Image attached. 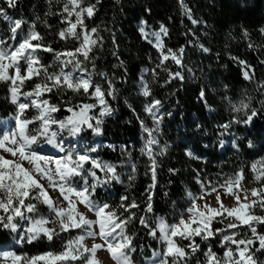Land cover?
Masks as SVG:
<instances>
[{
  "label": "snow or ice",
  "instance_id": "1",
  "mask_svg": "<svg viewBox=\"0 0 264 264\" xmlns=\"http://www.w3.org/2000/svg\"><path fill=\"white\" fill-rule=\"evenodd\" d=\"M46 2L44 15L58 16L66 24L50 33L63 42L59 48L38 31L39 16L32 23L14 19L8 10L19 0H0V18L7 22L0 35V110L6 113L0 115V232L14 234L13 247L47 242L53 250L28 256L0 248V264H137L141 256L140 264H264V24L254 29L262 42L253 40L246 25L239 26L255 63L228 55L242 87L233 91L220 81L211 90L219 92L218 105L207 86L191 89L209 124H215L219 154L206 153L207 145L194 149L183 143L186 160L179 168L167 167V184L162 185V158L176 147L162 142L165 118L175 119L171 100H165L178 95L175 86L188 91V82L198 79L189 66L187 45L201 55L211 54L212 48L200 37L171 47L172 32L165 23L149 31L151 26L141 18L137 30L155 51V60L150 55L133 82L136 95H125L129 69L117 39L111 40L110 54L118 61L111 69L124 71L110 75L101 66L107 61L99 25L89 27L102 0H55L58 12L51 11L53 0ZM227 2L221 0V7ZM176 4L191 25L206 24L186 0ZM114 6L122 8V0H114ZM144 11L152 9L146 5ZM41 23L51 28L47 21ZM225 35L236 39L231 31ZM224 47L227 51L230 43ZM165 87L170 89L166 94ZM114 103L130 113L123 123L138 124L140 147L122 142L120 155L106 160L101 151L117 149L103 143L107 123L118 111ZM193 128V136L208 135L200 116L186 123L188 131ZM141 160L149 183L139 198H132L128 188ZM212 160L220 162L215 174L208 171ZM184 173L176 187V178ZM125 175L127 187L114 194L116 185L125 184ZM158 198L164 200V215L157 211ZM140 233L153 242L150 252L137 243Z\"/></svg>",
  "mask_w": 264,
  "mask_h": 264
},
{
  "label": "trees",
  "instance_id": "2",
  "mask_svg": "<svg viewBox=\"0 0 264 264\" xmlns=\"http://www.w3.org/2000/svg\"><path fill=\"white\" fill-rule=\"evenodd\" d=\"M94 2V0H93ZM186 2L194 9L198 18L206 21V24L199 26H193L187 20L186 16L180 14V10L177 7L176 0H122L123 7L114 6V0H102V4L98 6L97 14L94 20L89 21V27L99 25L100 33L105 39L104 48V60L107 64L102 62L101 66L104 70L108 71L109 74H119L124 71L123 68L111 69L112 63H117L116 59L111 56L110 52L112 49L111 40L113 36L119 43L120 58L126 63L128 72V83L124 87L128 90L124 94L128 95L131 93L132 96L136 95L135 89L133 88V82L140 75L142 67L149 63L148 57L151 55L153 61L155 60V51L151 45L140 36L138 32V21L143 18L147 21V24L151 26L148 30L151 31L158 26L159 23H165L171 30L172 36L168 39V44L171 47H176L180 44H184L186 40L200 37L201 41L212 48L211 54L201 55L199 52L192 50V45H187L189 49L187 55L189 57V66L195 69V76L198 79L193 82L189 81L186 85L188 91H185L184 87L175 86L178 95L173 94L169 96L168 100H171L170 109L175 113V119L172 117L165 118L164 132L165 135L162 137L163 140H168L170 144L176 145V147L170 150L168 156L163 159V169L161 175V184L166 185L168 180L167 167L169 165L175 167H181L184 164L186 158L183 155L182 144L188 143L190 147L194 149H203L207 145L206 153L216 152L219 154L220 148L216 135H213L215 124L207 121V112L202 106V102L197 100L196 93L191 91L195 88L199 89L201 84L207 86L210 93V99H213L215 103L219 104V92H212L211 90L216 87L220 81L229 84L233 91H237L242 84V77L238 76L237 66L234 63H230L228 60L229 53L232 55H240L242 58L248 59L250 62L255 63V54L248 53L245 49L244 42L239 35V26L241 24L246 25L250 31L253 32V40L262 42L258 34L254 31L255 28L264 24V0H228L227 6L221 7V0H186ZM150 6L152 11H144L145 6ZM48 11L46 0H19V3L15 9H9V15L14 19L23 18L26 22L32 23L35 17L39 16L40 20L36 21L38 31L44 36L45 42L52 41L56 47H60L63 42L54 39V33L61 27H65L66 24L61 23V18L58 16L48 15L44 13ZM51 11L58 12L59 8L53 0ZM73 19V18H69ZM41 21H47L51 28H48ZM208 25H211L209 28ZM7 22L0 18V35H4ZM194 33L193 30L197 29ZM27 31V28H25ZM232 32L235 36V40L229 41L226 38V33ZM207 32V36L204 33ZM5 39L7 37L5 36ZM167 39V38H166ZM225 43H230V47L225 51ZM71 47V42H69ZM219 53V57H217ZM207 56V58H205ZM227 64V69L220 65ZM201 69L203 71H201ZM148 75V74H145ZM163 75V73L161 74ZM210 75L213 79H209ZM150 78V76H149ZM170 91L167 87L164 88L163 92L166 94ZM159 94V90H158ZM4 99V93L0 92V100ZM179 104L177 106V102ZM118 109L116 114L107 123L106 135L103 143H113L117 145V149L113 152L111 149H105L101 151V156L106 160H115L120 155L119 144L127 142L131 148L135 144V148L140 147V136L138 124L134 121L132 124L123 123L129 118L130 113L127 108L120 104H113ZM140 103L137 101V109L139 110ZM179 109V110H178ZM0 115H6L0 110ZM141 115H144L141 113ZM200 116L204 119L205 126L208 127L207 136H193L192 131L186 129V123L196 119ZM171 121V123H168ZM149 125L151 121L148 120ZM235 132V129H233ZM169 137L171 139L169 140ZM183 137H190V140H183ZM199 141V142H197ZM136 156L139 157V152H136ZM231 154L224 156L225 160H229ZM144 161L141 160L139 163V174L136 175V179L132 182L128 193L132 198H139L140 193L143 192L144 188L149 183V178L144 175ZM218 160H212L209 165L208 171L215 174L220 170ZM195 167V165H192ZM186 167V166H185ZM231 165L223 168L224 173H228ZM125 173L130 169H124ZM186 173L182 174L181 177L176 178V187H179V181L184 178ZM127 175H125V184L116 185L112 190L114 194L123 192L127 187ZM172 186H168L165 190H169ZM162 196V194H161ZM159 206L157 211L160 215H164L162 209L165 207L163 198H158ZM171 219V217H169ZM13 235H9L5 232H0V248L7 246L9 243L14 244ZM142 239H138V244H143L148 251H151V246H154L147 237H144L143 233H140ZM15 251L19 253H25L28 256L36 255L44 251L53 250L47 242H33L27 244V242L21 243L14 246ZM55 250L60 249V242L57 241L54 246ZM143 260V257H138L137 264Z\"/></svg>",
  "mask_w": 264,
  "mask_h": 264
},
{
  "label": "rangeland",
  "instance_id": "3",
  "mask_svg": "<svg viewBox=\"0 0 264 264\" xmlns=\"http://www.w3.org/2000/svg\"><path fill=\"white\" fill-rule=\"evenodd\" d=\"M21 99H23V98L21 97ZM2 248H3L4 250L15 251V248H14L13 245L10 244V243H9L7 246L2 247ZM8 264H11V262L9 261ZM39 264H43V262H39Z\"/></svg>",
  "mask_w": 264,
  "mask_h": 264
}]
</instances>
